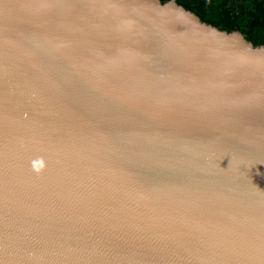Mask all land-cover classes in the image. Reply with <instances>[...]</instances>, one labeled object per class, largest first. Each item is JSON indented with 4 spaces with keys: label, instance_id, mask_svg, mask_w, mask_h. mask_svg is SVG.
<instances>
[{
    "label": "water",
    "instance_id": "95a60500",
    "mask_svg": "<svg viewBox=\"0 0 264 264\" xmlns=\"http://www.w3.org/2000/svg\"><path fill=\"white\" fill-rule=\"evenodd\" d=\"M0 264H264V44L176 0H0Z\"/></svg>",
    "mask_w": 264,
    "mask_h": 264
},
{
    "label": "trees",
    "instance_id": "16d2710c",
    "mask_svg": "<svg viewBox=\"0 0 264 264\" xmlns=\"http://www.w3.org/2000/svg\"><path fill=\"white\" fill-rule=\"evenodd\" d=\"M176 2L220 29L240 30L254 45L264 44V0H176Z\"/></svg>",
    "mask_w": 264,
    "mask_h": 264
}]
</instances>
